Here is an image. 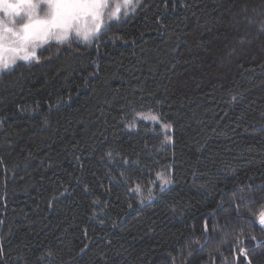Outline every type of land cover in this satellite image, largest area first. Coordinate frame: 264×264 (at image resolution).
Segmentation results:
<instances>
[{
	"label": "trees",
	"instance_id": "trees-1",
	"mask_svg": "<svg viewBox=\"0 0 264 264\" xmlns=\"http://www.w3.org/2000/svg\"><path fill=\"white\" fill-rule=\"evenodd\" d=\"M37 56L0 74V264H264V0H139Z\"/></svg>",
	"mask_w": 264,
	"mask_h": 264
},
{
	"label": "snow or ice",
	"instance_id": "snow-or-ice-1",
	"mask_svg": "<svg viewBox=\"0 0 264 264\" xmlns=\"http://www.w3.org/2000/svg\"><path fill=\"white\" fill-rule=\"evenodd\" d=\"M106 5L107 0H0V12L21 18L19 30L6 27L5 20L0 19V71L10 66L4 61L6 34L11 42L7 50L14 53L15 58L26 63L32 60L39 62L36 49L43 43L53 40L57 44L69 43L73 35L86 43L90 42L104 27L101 10ZM129 6L135 7L133 0H122V7L118 5L111 18L118 20L122 8ZM24 9L26 11H22ZM85 14L91 16L94 23L91 30L82 31L77 27V21ZM25 18L27 22H23ZM9 22L16 23L15 20ZM150 118L157 119L155 116ZM164 127L169 128L170 125ZM162 183L168 184L169 180L162 178ZM258 223L264 227V211L260 212ZM243 253L246 256L247 250H243Z\"/></svg>",
	"mask_w": 264,
	"mask_h": 264
},
{
	"label": "rangeland",
	"instance_id": "rangeland-1",
	"mask_svg": "<svg viewBox=\"0 0 264 264\" xmlns=\"http://www.w3.org/2000/svg\"><path fill=\"white\" fill-rule=\"evenodd\" d=\"M133 4L136 7L137 4H138L137 3V0H133ZM118 5H120L122 7V0H107L106 7L101 10V12H102V20H103L104 27L101 29V31L99 32V34L102 33L110 24L118 21L120 18L126 17L135 8V7L133 8L131 6H129L126 9H123L122 8V11L120 12V18L118 20H116V19L111 18V17L113 16V13L116 12V9H117V6ZM22 11H26V9H24ZM124 12H127V15H124ZM40 14L43 15V12L41 11ZM0 19L5 20L6 27L15 28V29L19 30V28L21 26V18L19 16H15V17L14 16H10V15H7L6 16L3 12H0ZM12 20H15L16 23L13 24V23H10L9 22V21H12ZM23 22H27L26 21V18H25V20ZM93 23H94V21H93L92 17L85 14V15H82L81 18L77 21V27L79 29H81L82 31L83 30H91L92 27H93ZM98 35L95 36V37H93L91 39V41L90 42H87V43L84 42L82 39L76 38L75 35H73L72 38H75L76 40H79L82 43L90 44V43H92L98 37ZM10 43L11 42L8 39L7 34H6L4 61L10 65L8 69L12 68L13 66H15L18 63L24 62L23 60H20L18 58H15V54L12 53V52H9L7 50V48L10 46ZM50 43H56V42L53 40V41H49L47 43H43L42 46L37 47V49H36V55H38V53L42 49H44ZM13 60L15 61L14 63H13ZM8 69H6V70H8ZM2 72L3 71H0V74ZM152 116L157 117V119H155V120L151 119L150 117H152ZM139 121H144V122L149 123V124H151L153 126H159L160 129H161V132L163 134V145L171 144L172 143L173 138H172V130H171V127L165 128L164 125H168V124L163 123L159 119V117L156 114L152 113V112H139V113H136L134 115L133 121H131L129 124H127L125 128L127 130L132 131V130L135 129V126H136V124ZM162 178L169 180V176L166 173H159V174L155 175L154 183H153V184H156L157 183L161 187V189H163L164 187H166L170 183V180H169V183L168 184H163L162 183ZM135 191H139V189L136 188ZM262 228H264V227H262Z\"/></svg>",
	"mask_w": 264,
	"mask_h": 264
},
{
	"label": "water",
	"instance_id": "water-1",
	"mask_svg": "<svg viewBox=\"0 0 264 264\" xmlns=\"http://www.w3.org/2000/svg\"><path fill=\"white\" fill-rule=\"evenodd\" d=\"M256 223L259 224V223H258V219L256 220ZM263 243H264V238H263L262 241L254 240V245H255V247H257V246H259V245H262Z\"/></svg>",
	"mask_w": 264,
	"mask_h": 264
}]
</instances>
